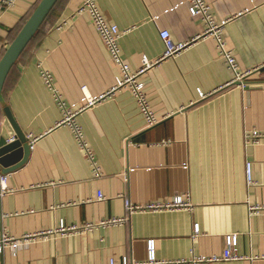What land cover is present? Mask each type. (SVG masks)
<instances>
[{
	"label": "crops",
	"instance_id": "obj_1",
	"mask_svg": "<svg viewBox=\"0 0 264 264\" xmlns=\"http://www.w3.org/2000/svg\"><path fill=\"white\" fill-rule=\"evenodd\" d=\"M39 1L14 0L0 12V58ZM83 1H58L3 87L4 103L26 138H38L26 162L8 173L11 191L0 197V232L46 235L16 252L5 247L0 264H121L124 257L145 262L150 240L160 260L221 257L232 234L241 258L213 264H264V208L252 209L264 199V141L244 139L264 130V0H205L223 26L221 38L238 71H250L244 88L228 84L233 72L214 36L204 34L201 17H190L187 0H97L121 32L130 70H139L142 58L153 63L139 76L157 118L153 125L127 87L106 93L121 70L88 13L78 11ZM162 30L174 42H189L187 47L160 60ZM41 66L75 112L99 176L71 127L58 124L63 110L43 82ZM4 119L0 108V136ZM246 162L252 183L246 182ZM176 196L189 206L126 209L127 202L168 204ZM113 217L125 221L55 231L60 223Z\"/></svg>",
	"mask_w": 264,
	"mask_h": 264
},
{
	"label": "built area",
	"instance_id": "obj_2",
	"mask_svg": "<svg viewBox=\"0 0 264 264\" xmlns=\"http://www.w3.org/2000/svg\"><path fill=\"white\" fill-rule=\"evenodd\" d=\"M14 0H0V12L9 8L13 4ZM188 3V12L192 19L194 17H201L206 25V29L204 31L205 35H212L216 39L217 49L220 55L224 58L225 63L229 70L233 72V78L228 83L230 85H236L238 87H245V77L250 73V71H246L241 73L238 67V63L235 57L232 55L231 51L226 47L223 39L221 38V28L222 25L216 24L213 18V15L210 11V6L205 2V0H187ZM86 11L90 17V21L99 35L104 45L106 46L108 53L121 70V74L116 76L115 82L112 88L106 92L109 94L110 92L119 89V88H128L132 94L134 95L137 105L140 111L144 114L147 124L153 125L157 122V118L154 116L153 111L150 108V104L148 102L147 96L143 90V83L139 81V76L144 73L148 68H150L153 63L147 60L146 58H142V67L132 72L122 57L121 48L119 44V39L121 37V32L118 27L109 22L104 15L101 13L97 0H84L78 10ZM226 23L227 20H226ZM160 38L164 44V51L160 56L161 59L174 57L179 54L182 50H184L189 42H174L167 30H162L160 32ZM41 77L43 82L53 90L58 99V102L63 110V117L58 122V124H68L72 131L73 136L76 142L78 143L81 150L84 152L86 158L93 166V173L95 176H99L100 170L99 167L95 163L94 153L89 148L87 143L83 138L82 129L79 125H77L74 121L75 112L71 111L66 107L64 102L61 100L59 95L56 93L53 83H52V75L49 71L44 69L41 66ZM91 101L90 103H92ZM27 138L29 140L30 148L33 147L34 142L37 140V136L33 134H28ZM244 139L246 144L251 143H259L264 141V130L263 131H254L250 133H246L244 135ZM252 167L249 162L245 164V177L247 183H252L251 178ZM8 179L9 174L3 173L0 171V197L10 192L11 190L8 187ZM102 195L99 194V198ZM189 203L183 201L180 196H176L172 202L168 204H146L144 206H133L129 202L126 203V209L130 211H140V210H149V211H160L166 208H178V207H188ZM260 208H264V199L262 205L252 206V209L258 210ZM125 218H109L106 220H101L97 223L88 222L83 225H67L65 226L63 223H60L58 228L55 230L60 234H69L74 232H81L85 230H91L93 227L98 226H108L117 223L124 222ZM193 231L195 234L199 232V225L194 224ZM46 235V232H35V233H26L20 237H14L5 233L0 232V252L5 248L9 247L13 252H16L17 249L27 246L31 242L38 240ZM226 244L221 257H204V256H191L190 258L178 259V260H160L156 257L155 254V246L154 241L150 240L148 242V256L145 262H137V261H129L127 257H124L121 264H213L217 261L223 260H237L241 257L238 256L236 251L237 237L236 235H228L226 236ZM110 264H115L113 261Z\"/></svg>",
	"mask_w": 264,
	"mask_h": 264
},
{
	"label": "water",
	"instance_id": "obj_3",
	"mask_svg": "<svg viewBox=\"0 0 264 264\" xmlns=\"http://www.w3.org/2000/svg\"><path fill=\"white\" fill-rule=\"evenodd\" d=\"M57 1L40 0L0 58V108L5 117L0 136V167L3 173H10L21 167L30 154L26 135L16 123L9 107L4 103L3 87L10 70Z\"/></svg>",
	"mask_w": 264,
	"mask_h": 264
},
{
	"label": "trees",
	"instance_id": "obj_4",
	"mask_svg": "<svg viewBox=\"0 0 264 264\" xmlns=\"http://www.w3.org/2000/svg\"><path fill=\"white\" fill-rule=\"evenodd\" d=\"M58 1H59V0H58ZM58 1H57V3H58ZM57 3H56V4H57ZM56 4H55V5H56ZM54 7H55V6H54ZM54 7H53L52 10L50 11V13L53 11ZM50 13L48 14V16L50 15ZM48 16H47V17H48ZM46 19H47V18H46ZM46 19H45V20H46ZM44 22H45V21H44ZM19 29H20V28H19Z\"/></svg>",
	"mask_w": 264,
	"mask_h": 264
}]
</instances>
